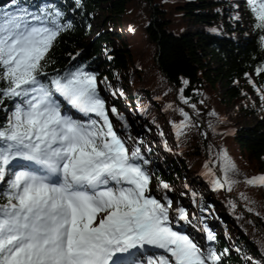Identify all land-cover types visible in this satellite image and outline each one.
I'll return each mask as SVG.
<instances>
[{
	"label": "snow or ice",
	"instance_id": "6c2138e0",
	"mask_svg": "<svg viewBox=\"0 0 264 264\" xmlns=\"http://www.w3.org/2000/svg\"><path fill=\"white\" fill-rule=\"evenodd\" d=\"M246 2L264 33V0ZM71 29L51 0L0 7V264H223L228 250L211 246V231L201 245L176 230L190 222L188 213L177 208L173 215V201L153 194L149 162L116 130L111 116L120 115L100 94L104 81L86 65L47 70ZM259 40L264 46V34ZM248 82L264 101V87ZM179 100L196 111L183 89ZM179 111L178 137L196 123ZM217 161L219 176L205 165L214 190L231 191L237 166L226 151ZM243 182L264 187V175ZM158 187L171 191L163 181Z\"/></svg>",
	"mask_w": 264,
	"mask_h": 264
},
{
	"label": "trees",
	"instance_id": "16d2710c",
	"mask_svg": "<svg viewBox=\"0 0 264 264\" xmlns=\"http://www.w3.org/2000/svg\"><path fill=\"white\" fill-rule=\"evenodd\" d=\"M222 1L81 0L78 7L76 0H51L71 20L72 29L59 38L47 70L63 72L77 65L92 69L98 81H104L102 98L105 94L112 98L106 100L109 107L135 108L136 115L130 119L139 127L137 141L147 139L151 130L161 136L166 129L172 130L174 146L161 149L170 157L154 169L152 181L177 186L194 171L212 183L205 165L221 175L217 155L226 151L237 166L239 174L234 178L239 182L231 191L205 190L190 204L205 223V232L216 236L212 247L221 253L228 250L223 264L239 262L235 253L264 264V187L243 182L264 175V101L248 82L250 77L257 87H264V73L256 74L264 66V46L259 40L264 33L255 28L247 3L250 35L226 8L218 12ZM49 2L18 0L29 8ZM92 15L101 16L94 34L89 24ZM109 24L113 28L108 30ZM123 24L128 33H120ZM220 29L229 37H223ZM236 33L243 35V41L234 38ZM181 89L196 111L180 102ZM247 90L256 103L248 102ZM238 101H242L238 114L255 116L254 124L237 127L224 119L226 109ZM181 108L196 123L178 137L174 125L182 122ZM118 113L120 119L111 117L130 127L132 122ZM153 194L167 195L159 187Z\"/></svg>",
	"mask_w": 264,
	"mask_h": 264
},
{
	"label": "rangeland",
	"instance_id": "374dc122",
	"mask_svg": "<svg viewBox=\"0 0 264 264\" xmlns=\"http://www.w3.org/2000/svg\"><path fill=\"white\" fill-rule=\"evenodd\" d=\"M222 6L219 8V11H222L223 8H226L229 11V14L232 15V18H234V21H236L239 25L241 30L245 32V35H250V22L248 13L246 11V0H223ZM9 3V0H0V7L7 6ZM239 17V19H237ZM99 21H101L100 15H92L91 16V22H89L91 26V33L94 34L97 32V27L99 26ZM108 30L112 29L113 26L111 24L107 25ZM190 30H193V26L188 27ZM199 28H203L202 26H199ZM120 33H128V29L126 24L119 26ZM221 34L223 37L228 38V33L225 31V29H220ZM234 38L238 41H243V35L236 33L234 35ZM90 71H93L90 69ZM100 87V85H99ZM219 90L220 85L218 86ZM100 90L102 91V88L100 87ZM219 92V91H218ZM246 93L249 96L248 102L249 103H256V97L252 95V93L247 90ZM220 96H222V93L219 92ZM105 100L110 101L112 98L108 96V94L104 95ZM112 102V101H111ZM242 101H238L235 103V105H230L227 109L225 114L223 115L224 119L234 122V125L237 127H240L241 125H245V127H248V125L254 124L257 119L253 115L244 116L242 113L238 114V108L240 106ZM119 112L123 113V115H126V119L130 120L132 125L130 127H123V125L116 119L112 118L113 123L116 127V130L119 134L123 136L131 146H138L141 148V152L144 155L145 159L148 160V164L146 165V168L148 169L149 173L151 174L153 178V172L155 168H160L161 164L164 163L165 160L169 159V153L166 151H162L161 149L163 147H172L174 146V140H173V134L172 130L166 129L165 133L162 134V136L154 131L151 130L150 136L142 141H137L136 137L139 134L138 130L139 127L136 126L134 123V120H131L130 118L134 117L136 115L135 108L131 111L130 108H124L123 106H120L117 108ZM134 112V113H132ZM111 116V114H110ZM201 125V124H200ZM202 126V125H201ZM202 131V130H201ZM174 133V132H173ZM203 139V138H202ZM205 140V138H204ZM204 142V141H203ZM162 171V168H161ZM163 172V171H162ZM218 174V173H217ZM219 175V174H218ZM202 174L198 175L197 172L191 171L188 173L187 180L180 181L177 186H171V191H165L167 193V197L170 198L173 201V215H175V209L177 208H187V213L189 217L188 223H185L184 221H179L178 224H176V228H178L179 232L185 231L188 232V236L193 239L198 244H207L206 236L207 233L205 232V223L200 222L198 219V214L196 213L195 209L191 206L190 202L193 200H196L198 197L197 195L202 196V194L205 193V190L214 191V186L211 183V181H204L201 179ZM159 183L157 181H152V188H158ZM209 221H211L212 218H207ZM193 229V230H192ZM196 231L198 235V239L195 240L194 238V232ZM201 241V243H200ZM212 246V245H211ZM152 253L159 254V250L151 249ZM239 262L234 264H251V262L244 258V256L238 255Z\"/></svg>",
	"mask_w": 264,
	"mask_h": 264
},
{
	"label": "bare ground",
	"instance_id": "6f19581e",
	"mask_svg": "<svg viewBox=\"0 0 264 264\" xmlns=\"http://www.w3.org/2000/svg\"><path fill=\"white\" fill-rule=\"evenodd\" d=\"M177 227V226H176ZM176 230H179L178 228H176ZM193 230V229H192ZM181 233H183V234H188V232H185V231H182ZM195 234V236H194V238H195V240H197L198 239V235H197V233H196V231L194 232ZM189 235V234H188ZM200 243H201V241H200ZM201 245H203V244H201ZM149 252H152V250L151 249H149Z\"/></svg>",
	"mask_w": 264,
	"mask_h": 264
},
{
	"label": "water",
	"instance_id": "95a60500",
	"mask_svg": "<svg viewBox=\"0 0 264 264\" xmlns=\"http://www.w3.org/2000/svg\"><path fill=\"white\" fill-rule=\"evenodd\" d=\"M198 128H199L198 130L201 132V128H202V126H201L200 124L198 125ZM203 141H204V138L202 139V142H203ZM209 166H210V165H209ZM210 167H211V166H210ZM217 175H218V174H217ZM218 176H219V175H218Z\"/></svg>",
	"mask_w": 264,
	"mask_h": 264
}]
</instances>
